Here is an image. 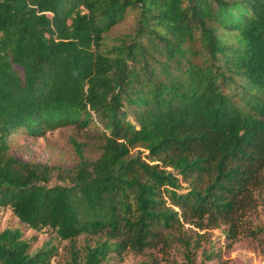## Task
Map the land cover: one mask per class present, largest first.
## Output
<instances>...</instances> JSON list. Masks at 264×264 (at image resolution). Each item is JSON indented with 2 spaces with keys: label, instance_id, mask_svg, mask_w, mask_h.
Segmentation results:
<instances>
[{
  "label": "trees",
  "instance_id": "trees-1",
  "mask_svg": "<svg viewBox=\"0 0 264 264\" xmlns=\"http://www.w3.org/2000/svg\"><path fill=\"white\" fill-rule=\"evenodd\" d=\"M92 125L98 155L73 139L70 166L12 150L19 133ZM263 191L264 0H0V207L68 240L64 264L174 243L202 264L185 224L255 233ZM56 254L0 231V264Z\"/></svg>",
  "mask_w": 264,
  "mask_h": 264
},
{
  "label": "rangeland",
  "instance_id": "rangeland-1",
  "mask_svg": "<svg viewBox=\"0 0 264 264\" xmlns=\"http://www.w3.org/2000/svg\"><path fill=\"white\" fill-rule=\"evenodd\" d=\"M132 23L133 16L130 15L114 29L109 42L115 41L114 37L126 32ZM73 139L86 143L85 153L87 155L91 157L98 155L100 140L98 131L93 125L86 130H80L74 126L59 127L37 137L19 133L13 137L12 150L22 159L70 166L79 159ZM262 193L264 194V191ZM245 222L246 226L255 230V233H240L235 241L225 236L223 227L201 229L186 223L185 227L193 236L194 241L200 243L196 251V261L202 264H264V206L259 203L255 210L245 216ZM7 227L20 228L24 237L32 242L33 249L47 241H52L57 247V254L52 258L51 264H64L70 242L60 239L51 228L33 229L21 222L11 207L3 206L0 207V231ZM84 243V237H80L78 245L82 246ZM211 252H215V256L207 257L206 253ZM152 254L159 258L160 264H182L185 261L182 247L174 243L164 249L159 247L142 253L129 250L124 254L123 259L115 256L104 264H135Z\"/></svg>",
  "mask_w": 264,
  "mask_h": 264
}]
</instances>
